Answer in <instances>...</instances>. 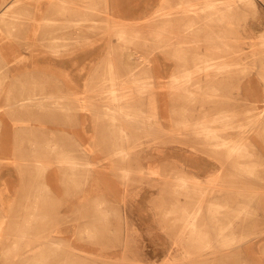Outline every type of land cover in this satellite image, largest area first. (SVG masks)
Here are the masks:
<instances>
[{
    "label": "rangeland",
    "instance_id": "obj_1",
    "mask_svg": "<svg viewBox=\"0 0 264 264\" xmlns=\"http://www.w3.org/2000/svg\"><path fill=\"white\" fill-rule=\"evenodd\" d=\"M85 2L0 0V264H264V0Z\"/></svg>",
    "mask_w": 264,
    "mask_h": 264
},
{
    "label": "crops",
    "instance_id": "obj_2",
    "mask_svg": "<svg viewBox=\"0 0 264 264\" xmlns=\"http://www.w3.org/2000/svg\"><path fill=\"white\" fill-rule=\"evenodd\" d=\"M145 8V6H134L133 5V0H86L85 5H84V9H78L77 10V14L80 17H84V19L87 22H90L92 19L95 20V15L101 14V13H106L108 14H123L126 18H128V15L134 14L135 12H139L140 10H143ZM139 9V10H138ZM69 11L71 13H75V11H73L72 9H69ZM101 19V18H99ZM90 28V26H85V28ZM61 28V29H60ZM67 27L64 26H54L50 29H46V37L44 38H38L37 40V44L42 45L45 47L46 49L50 50V45H53L56 42H62L63 46H76L79 44V41H76L74 38H70L66 36V31H67ZM56 30V31H55ZM65 33V35H64ZM49 37H47V35H49ZM63 35V36H60ZM57 37H55V36ZM55 37V38H54ZM111 39V43L115 44V40L112 37ZM74 42V43H73ZM27 44V43H26ZM57 46V44H55ZM34 51H40L38 50H34ZM43 51V50H42ZM63 52V51H62ZM37 54V53H36ZM101 54V48L98 49V47L93 48L92 50H83L78 52L77 54H73L72 55V59L76 58L77 61H83L86 59L87 55H100ZM23 55V54H22ZM25 56V55H23ZM30 60L32 62H57L59 59L58 55H40L39 53L37 55L30 53ZM25 58V57H23ZM63 60L69 62V58H63ZM68 65V64H67ZM66 66H63L62 70H65ZM79 76H83V75H77V79H79ZM80 82V81H79ZM52 89H56V90H60V89H64L63 93H84L86 92V87L82 84L79 83V85H74L71 87H51ZM70 88H73V91H68ZM67 89V90H66ZM59 120L62 122H65L64 117H61L60 119H57V121ZM51 124L53 125H59L57 124V122L53 119V122H51ZM72 126L74 125V123H70ZM65 125V124H63ZM80 136H75L73 140L77 141L78 144L82 145V140H80L79 138ZM75 141H71L70 144H68L65 148H63L64 151H69L71 152L73 150V147H75ZM81 142V143H80ZM85 156V154H83V157ZM176 156H178V154H176Z\"/></svg>",
    "mask_w": 264,
    "mask_h": 264
},
{
    "label": "bare ground",
    "instance_id": "obj_3",
    "mask_svg": "<svg viewBox=\"0 0 264 264\" xmlns=\"http://www.w3.org/2000/svg\"><path fill=\"white\" fill-rule=\"evenodd\" d=\"M233 11H236V9L234 8ZM227 14H228V11H227ZM207 15H208V18H209V24L213 25L215 22L210 21L211 19H212V20L214 19L212 13L209 12V13H207ZM255 24H256L257 26H259V25L261 24V19L258 18V20L255 21ZM215 25H217V26H213V28L218 27V23H216ZM222 25H223V24H222ZM0 51H4V50H2V48H0ZM198 53H200V51L195 52L194 55H198ZM74 62H76V61H74ZM2 71H5V68H4V66H1V65H0V73H1ZM108 114H109V113H108ZM48 117H52V118H53V117H57V118H59V117H60V114H59V113H56V112H53V113H51V114H45V115L36 116V118L41 119V120L46 119V118H48ZM61 117H62V115H61ZM135 156H136V155H135ZM136 157H137V156H136ZM220 261H221V259H219L218 261H216V259H212V263H219Z\"/></svg>",
    "mask_w": 264,
    "mask_h": 264
}]
</instances>
